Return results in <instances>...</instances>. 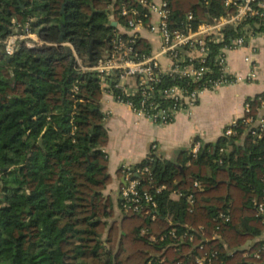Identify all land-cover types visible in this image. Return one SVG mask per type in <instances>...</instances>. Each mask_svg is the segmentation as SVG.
I'll list each match as a JSON object with an SVG mask.
<instances>
[{"label":"trees","instance_id":"16d2710c","mask_svg":"<svg viewBox=\"0 0 264 264\" xmlns=\"http://www.w3.org/2000/svg\"><path fill=\"white\" fill-rule=\"evenodd\" d=\"M166 1L168 27L183 30L185 23L195 27L233 13L241 0ZM257 2H251L256 14L222 30V42H208L205 78L216 75L220 45L248 31L264 32ZM121 3L136 6L133 0H0V38L28 22L49 43L6 54L0 42V264H155L158 258L187 264L213 251L208 264H264V221L254 206L264 181V130L258 137L248 131L264 93L246 100L244 118L251 122L237 119L232 134L199 143L194 155L182 150L164 159L150 149L135 167L147 166L153 185L163 186L156 193L148 188L155 218L124 212L119 200L115 216L103 193L110 177L99 85L75 56L82 65L103 56L113 29L108 16L124 22ZM60 34L68 45L58 43ZM136 45L148 50L141 40ZM176 83L188 89L201 84L163 76L155 89ZM171 193H179L177 199Z\"/></svg>","mask_w":264,"mask_h":264},{"label":"built area","instance_id":"2783aa9c","mask_svg":"<svg viewBox=\"0 0 264 264\" xmlns=\"http://www.w3.org/2000/svg\"><path fill=\"white\" fill-rule=\"evenodd\" d=\"M133 1L137 7L121 3L117 10L124 22H117L111 14L109 15L108 21L114 22V25L103 56L88 65H82L76 56L75 61L81 71L95 74L100 93L108 94L115 102L126 105L137 117L145 118L154 124L164 125L171 122L179 112L189 114L201 91L214 90L241 79L249 81L255 78L251 68L243 77L240 74L229 73L226 62L227 51L244 46L254 36L264 39V32L253 34L249 31L229 40L227 44L220 45L213 59L216 75L204 77L210 71L205 63L209 53L208 42H222V30L225 27H235L246 17L256 14V9L251 5L253 0H241L233 13L213 18L210 22L199 23L195 27L185 23L183 30H172L168 27L169 7L166 0ZM229 1L231 0H225V4ZM256 6L264 10V3L257 2ZM191 18V13H186V21H190ZM141 29H145L155 37L157 43L155 49H151L148 42L140 36ZM137 40L143 41V45L148 49L146 52L136 45ZM0 42L6 54H11L20 45L35 48L49 44L39 39L30 30L28 22L15 29L11 35L0 38ZM59 44L68 45L67 42ZM243 61L250 67L249 56H245ZM163 76L201 84L200 87L188 89L176 83L156 90L155 84ZM71 89L76 91V86L73 85ZM133 96H136L134 101ZM158 100H168L169 103L163 105ZM263 103L261 101V106ZM248 108V103L245 102L244 113L248 112ZM242 120L249 123L251 117L243 116ZM235 123L236 121L225 127L222 131L223 135L232 134L231 126ZM263 130L264 110L259 112L252 126L248 128L249 133L256 137ZM198 147L199 143L195 141L190 151L192 155L197 152ZM155 148L154 144L150 146V149ZM120 172L124 180L118 193L121 209L124 212L141 213L153 220L157 204L148 188L156 193L163 189V186L153 185L147 166L132 167L122 164ZM141 179L144 180L145 185H141ZM192 185L198 187L197 181H194ZM261 192L262 196L259 201L254 202V206L256 215L264 221V181ZM175 194L179 195V193ZM186 201L192 204V196L187 195ZM218 217L227 220V215L222 213H219ZM168 234L174 239L177 237L173 229L168 231ZM185 235L183 233L182 237ZM187 239L191 240V235H188ZM201 247L198 246L199 249ZM258 251L260 249L252 253L256 258ZM214 253V251L211 252L207 257L205 252H201L200 255L193 256L187 264H208ZM162 261V258H158L155 264H161Z\"/></svg>","mask_w":264,"mask_h":264},{"label":"crops","instance_id":"0c3cea01","mask_svg":"<svg viewBox=\"0 0 264 264\" xmlns=\"http://www.w3.org/2000/svg\"><path fill=\"white\" fill-rule=\"evenodd\" d=\"M258 1L264 3V0ZM140 36L151 49L156 48V39L152 34L141 29ZM245 56L250 57V67L243 61ZM226 62L229 73L243 77L251 68L255 78L249 81L241 79L214 90L201 91L189 114L179 112L171 122L164 125L137 117L126 105L115 102L108 94L100 93L98 103L104 115L103 125L107 136L102 151L110 177L103 193L109 195L116 212L119 211V189L124 183L120 172L122 164L135 167L148 156L152 144L162 158L175 159L179 151H191L195 141L213 142L225 127L244 116V103L247 99L264 93V39L254 36L244 46L227 51ZM262 110L264 103L260 106ZM169 197L177 199L175 193ZM250 244L251 241L246 242L245 248Z\"/></svg>","mask_w":264,"mask_h":264},{"label":"water","instance_id":"95a60500","mask_svg":"<svg viewBox=\"0 0 264 264\" xmlns=\"http://www.w3.org/2000/svg\"><path fill=\"white\" fill-rule=\"evenodd\" d=\"M63 4H64V3L61 4V8H62ZM60 10H61V9H60ZM109 25H110V26H113V25H114V22H110ZM57 41H58V43H61V42H62V34H60V35L58 36V40H57ZM106 47H107V45H106Z\"/></svg>","mask_w":264,"mask_h":264},{"label":"rangeland","instance_id":"374dc122","mask_svg":"<svg viewBox=\"0 0 264 264\" xmlns=\"http://www.w3.org/2000/svg\"><path fill=\"white\" fill-rule=\"evenodd\" d=\"M114 210H115V209H114ZM118 214H119V211L116 212V210H115V216H117Z\"/></svg>","mask_w":264,"mask_h":264}]
</instances>
